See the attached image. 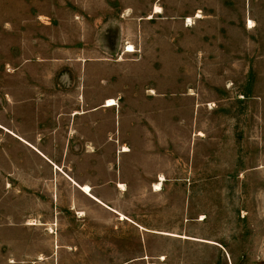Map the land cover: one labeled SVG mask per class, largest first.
Segmentation results:
<instances>
[{"label": "rangeland", "instance_id": "374dc122", "mask_svg": "<svg viewBox=\"0 0 264 264\" xmlns=\"http://www.w3.org/2000/svg\"><path fill=\"white\" fill-rule=\"evenodd\" d=\"M130 45L136 52L123 54ZM164 53L181 67L171 68V117L186 120L148 132L155 152L129 155L125 192L105 188L108 203L140 228L49 176L12 132L49 138L59 114L73 111L74 68L86 61L144 62L153 75L133 68L138 88L152 77L157 89ZM92 71L80 78L88 107L122 91L121 81L101 82L106 70ZM152 106L167 109L162 99ZM88 119L105 133L127 126L102 108ZM120 157L92 154V176L106 167L110 179ZM24 164L38 174L21 177ZM0 264H264V0H0Z\"/></svg>", "mask_w": 264, "mask_h": 264}, {"label": "crops", "instance_id": "0c3cea01", "mask_svg": "<svg viewBox=\"0 0 264 264\" xmlns=\"http://www.w3.org/2000/svg\"><path fill=\"white\" fill-rule=\"evenodd\" d=\"M155 12V15H159L163 13V10L161 9V12ZM201 18H203V16L201 15V13H198L196 19ZM192 22L193 19L188 18L187 26H192ZM250 23L252 22L249 21V24ZM251 26H253V23ZM130 46L133 47L136 52L135 46ZM89 47L91 46L89 45ZM127 48H129V46L125 48L123 54H133L128 53L126 50ZM84 50L90 56H101L104 55L105 52H113V50L110 48H107L105 50H103L102 48H85ZM164 56L165 58L164 65L162 66L163 70L161 76V87L157 86V89L151 88L154 84V78L152 80V77L149 85H146L143 90H139L140 87L138 88L139 82L138 80H136L138 71H131L133 68H139V71H148L153 75L152 69L149 68L148 65L144 62L135 64H120L119 62H124L122 58L116 64H112L99 59L86 61L83 68H74V75L72 76V79L74 80L73 85H77V87H75V90L73 91V97L66 100V103H68V105L72 107L71 109L73 111L72 113L68 114H59V117L55 119L56 123L52 127L53 130L51 131L52 133L49 138H46V136H41L39 134L31 136L28 134L20 133L18 135L3 126L1 127H3L2 129L4 130L6 129L8 131H11L15 135L14 137L19 140L22 145L32 149L35 154H37V157H41V161L43 163L42 167L49 176H52L54 173H56L57 176L61 175V177L68 185L80 191L87 200L101 205L102 207L118 215L119 217L124 216L127 219L124 221L132 222L138 227L142 228L140 225L141 223H137L136 221L133 222L128 216L120 213L116 209L117 206H112L110 205V203H108L109 200L106 197L107 189L105 188L107 187V185H114L116 191L125 192V183H122L121 180L128 179V177L126 176L128 170V163L126 159L133 153L155 152V149L151 148L154 142V135L149 136L148 132L156 129H161L163 130V132L164 130H166L168 133H170L172 126L176 123V120L179 121L178 127L182 126L181 121L186 120V117L183 115V113L179 114L176 120L172 119L171 117V83L175 79V76L171 74V68H173L174 70V68L181 67H171L169 59L166 57L165 53ZM89 68L93 69L92 72H95V70H99L101 68L106 70L107 74H110L109 82L105 80H102L101 82L105 83L106 85H117L118 82L121 81L117 89H122V91H120L115 96L105 97L103 101L95 103V106L88 107L87 104H83L81 94L82 82L80 81V78L85 75ZM225 69L227 72V78H229L230 73H233V70H231L230 68ZM122 70H130L129 75L123 78ZM217 72L223 73L224 68L219 67ZM70 73H72L71 70ZM247 73H249V71H247ZM246 78V80H249L250 76L247 75ZM68 80L70 82V79ZM159 89H162V94L159 92ZM148 91L150 95L148 94ZM156 93H158L162 97L157 96ZM191 96H194V94L190 95V97ZM161 99L164 104L167 105V109L166 111L165 109H163V112H156L153 109L152 105L155 101H161ZM57 101L62 103L65 100L58 98ZM110 101L115 103V105L109 106ZM123 102H125L126 104H130V107L121 109L120 104L122 105ZM99 108H102V110L107 112L110 111L117 117L118 115H120V117L122 116L125 119V121L127 122V126L126 128H124L123 132H121L120 135L112 132L105 133L101 129L95 127V123L91 125L88 117L92 114L93 111ZM172 121L173 123H171ZM183 126L185 127V124H183ZM124 148H126V150ZM105 151H119L123 156L120 157L119 161L114 162V164H112L113 166L109 168L110 172L112 173L109 174L110 179H107L108 174H106V167L94 168V170H92V176L91 165L89 163L92 154H99ZM47 152L56 153L57 155L48 156L46 155ZM63 153L83 154V159L77 162L66 161L64 163L62 158ZM36 166H31L29 167V169L27 168L26 164H24V166H20V176L22 177V174L27 176V172L37 175L38 171ZM80 168L81 171L79 170ZM117 170L119 175L117 174ZM162 178L164 179L163 182L161 181ZM130 179L133 178L130 177ZM158 180L159 182L155 183V185L161 183L163 184L166 179L164 176H160ZM142 182L144 184H154V181L151 180H144ZM85 187H88L90 191L86 192ZM8 188H10L9 185ZM153 190L154 192L162 191H156L155 188H153ZM7 198H9L8 195L6 196L4 194L3 199L6 200Z\"/></svg>", "mask_w": 264, "mask_h": 264}, {"label": "bare ground", "instance_id": "6f19581e", "mask_svg": "<svg viewBox=\"0 0 264 264\" xmlns=\"http://www.w3.org/2000/svg\"><path fill=\"white\" fill-rule=\"evenodd\" d=\"M155 11H157V12H161V9L160 8H156V10ZM156 13V12H155ZM199 17V16H198ZM193 23V22H192ZM250 24H252V23H250ZM127 52L128 53H135V50H134V48L133 47H129L128 49H127ZM110 105H115V103H113L112 101H110V103H109V106ZM107 106V105H106ZM125 150H126V148H124ZM128 149V148H127ZM161 181H164V179L162 178L161 179ZM161 187H162V183L161 184H157V185H155V188H156V190H161ZM85 191L86 192H89L90 191V189L88 188V187H85ZM123 217V220H126V218L124 217V216H122ZM167 235H171V236H177V235H173V234H167ZM184 239H191V238H188V237H183ZM199 241H203V240H199ZM209 244H214L213 242H209V241H207Z\"/></svg>", "mask_w": 264, "mask_h": 264}]
</instances>
